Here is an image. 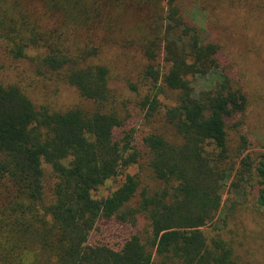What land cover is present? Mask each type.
<instances>
[{
  "label": "trees",
  "instance_id": "trees-1",
  "mask_svg": "<svg viewBox=\"0 0 264 264\" xmlns=\"http://www.w3.org/2000/svg\"><path fill=\"white\" fill-rule=\"evenodd\" d=\"M198 2L0 0L6 52L30 57L37 74L92 103L57 108L0 81V264H253L202 230L227 186L249 187L264 212V156L247 151L244 133L230 148L229 128L243 123L233 118L250 99L223 45L195 21ZM250 10L263 25L264 6ZM108 42L140 52L141 108L148 120L161 115L172 135L121 130L127 117L110 104V69L98 61ZM198 76H207L200 87ZM144 152L159 186L139 189V175L125 172L109 194L93 195ZM43 161L53 174L50 202ZM112 225L126 232L119 241L90 239Z\"/></svg>",
  "mask_w": 264,
  "mask_h": 264
},
{
  "label": "rangeland",
  "instance_id": "rangeland-1",
  "mask_svg": "<svg viewBox=\"0 0 264 264\" xmlns=\"http://www.w3.org/2000/svg\"><path fill=\"white\" fill-rule=\"evenodd\" d=\"M232 1L199 0L197 5L200 8H194L192 15L197 23L205 27L209 38L216 39L223 45L226 63H232L244 78L250 104L243 114L233 118L242 119L243 123L237 128H229L231 150L235 153L239 134L244 133L248 139L247 151L264 156V24L255 19L250 10L254 2H260L264 6V0H237L235 1L237 5L232 4ZM102 45L98 61L107 64L110 69L112 91L110 104L120 109L127 117L126 125L121 130L129 131L134 127L136 131L141 130L145 133L155 127L154 129L159 128L172 135V126L168 125L161 115L148 120L145 117V108H141V101L145 97L148 85L141 75L145 61L140 52L135 48H124L113 42ZM35 53V50H31L29 55ZM32 64L30 57L16 59L10 56L0 41V81L18 83L37 102H48L57 108H67L78 103L92 105L79 95L75 87L59 82L54 77L37 74ZM206 79L207 76H198L194 82L200 87L206 83ZM165 93L171 95L172 91L165 89L163 94ZM174 98L175 96L171 99ZM146 162L147 156L144 152L139 163L131 165L117 177L106 181L93 191V195L101 198L109 194L117 182L121 181L125 172L139 175L141 179L139 189L143 185L159 186L161 181L147 169ZM42 165L45 171V200L50 202L53 174L48 163L43 161ZM134 203L136 204L135 199L132 201V204ZM202 230L208 238L222 237L233 242L235 253L243 261L264 264V212L257 206L254 192L250 191L249 187L236 191L227 186L222 205ZM103 235L112 241H119L126 232L112 225L103 229V232L93 230L90 239Z\"/></svg>",
  "mask_w": 264,
  "mask_h": 264
}]
</instances>
